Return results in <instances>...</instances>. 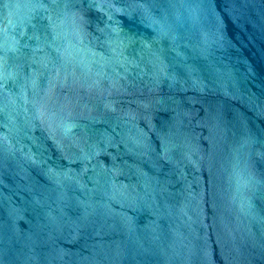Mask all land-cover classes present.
Returning a JSON list of instances; mask_svg holds the SVG:
<instances>
[{"label":"water","instance_id":"1","mask_svg":"<svg viewBox=\"0 0 264 264\" xmlns=\"http://www.w3.org/2000/svg\"><path fill=\"white\" fill-rule=\"evenodd\" d=\"M0 264H264V0H0Z\"/></svg>","mask_w":264,"mask_h":264}]
</instances>
